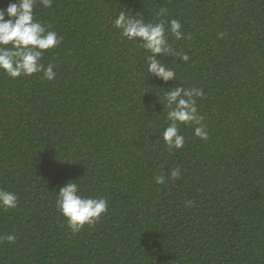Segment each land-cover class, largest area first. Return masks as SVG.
<instances>
[{"label":"trees","instance_id":"1","mask_svg":"<svg viewBox=\"0 0 264 264\" xmlns=\"http://www.w3.org/2000/svg\"><path fill=\"white\" fill-rule=\"evenodd\" d=\"M120 11L179 20L175 81L150 76ZM35 17L61 42L40 61L54 80L0 72V188L18 196L0 209V237H16L0 264H264V0H53ZM176 86L203 91L208 139L179 124L169 150L160 101ZM68 181L108 202L75 234L56 207Z\"/></svg>","mask_w":264,"mask_h":264},{"label":"clouds","instance_id":"2","mask_svg":"<svg viewBox=\"0 0 264 264\" xmlns=\"http://www.w3.org/2000/svg\"><path fill=\"white\" fill-rule=\"evenodd\" d=\"M52 4L53 0H14L6 8L0 9V72L12 79L37 73H43L42 79H55L53 65L49 63L45 67L40 61L44 51L58 46L61 38L35 17L37 8L48 9ZM162 14L163 10L158 13ZM113 23L122 37L138 43L145 50V63L150 76L162 79L165 83L176 80L175 69L164 62V57L176 55L168 43L166 32L170 30L177 40L181 39L179 20L167 21L166 27L164 22H146L140 15L133 17L129 12L120 11ZM179 59L187 61L189 57L179 55ZM202 96L203 91L198 88L176 86L165 91L164 101L160 102L162 105L166 102L168 106L166 118L169 123L162 132V139L169 150L181 149L185 144L179 124H192L195 136L202 140L208 139V132L202 123L203 117L198 114L196 107L197 98ZM179 176V168L171 170V179H178ZM164 179V176H158L156 183L163 184ZM17 204L18 196L15 193L0 188V209H14ZM56 207L75 234L86 224L93 226L108 211V202L106 198L81 195L78 184L68 181L57 191ZM3 239L14 243L16 237H0V240Z\"/></svg>","mask_w":264,"mask_h":264}]
</instances>
